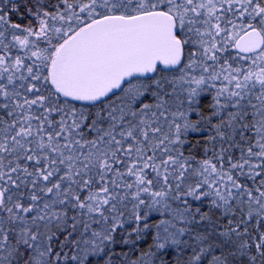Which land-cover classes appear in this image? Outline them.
<instances>
[{
	"label": "snow or ice",
	"instance_id": "6c2138e0",
	"mask_svg": "<svg viewBox=\"0 0 264 264\" xmlns=\"http://www.w3.org/2000/svg\"><path fill=\"white\" fill-rule=\"evenodd\" d=\"M0 264H264V0H0Z\"/></svg>",
	"mask_w": 264,
	"mask_h": 264
}]
</instances>
